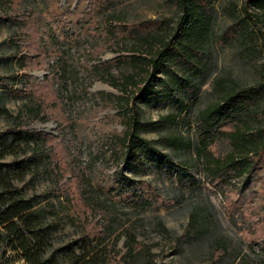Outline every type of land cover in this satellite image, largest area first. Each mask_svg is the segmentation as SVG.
<instances>
[{
    "label": "rangeland",
    "instance_id": "1",
    "mask_svg": "<svg viewBox=\"0 0 264 264\" xmlns=\"http://www.w3.org/2000/svg\"><path fill=\"white\" fill-rule=\"evenodd\" d=\"M184 2L0 0V95L23 127L13 132L18 122L0 117V131L10 140L34 131L51 136L50 157L16 185L48 210H71L72 220L51 232L57 255L85 245L84 224L94 232L111 225L120 235L113 264L126 255V232L138 243L130 264H264V151L243 177L214 179L196 157L205 135L202 113L218 100L217 79L251 88L264 75V11L248 0H191L209 25L205 38L188 40L194 17ZM243 6L247 23L230 16L231 8ZM246 29L254 34L248 45L241 38ZM158 55L156 70L131 61ZM127 75L137 84L125 89ZM148 82L152 96L142 92ZM248 96L256 111L251 133L261 129L264 136V87ZM222 114L210 150L224 157L234 151L231 135L242 116L227 106ZM135 115L142 123L159 122L140 135L160 154L130 157L120 139ZM169 136L185 142L171 144ZM163 155L189 166L194 181ZM16 163L3 161L9 169ZM197 209L214 218L203 236L189 233ZM216 241L226 249L219 251ZM0 264L27 263L0 245Z\"/></svg>",
    "mask_w": 264,
    "mask_h": 264
},
{
    "label": "trees",
    "instance_id": "2",
    "mask_svg": "<svg viewBox=\"0 0 264 264\" xmlns=\"http://www.w3.org/2000/svg\"><path fill=\"white\" fill-rule=\"evenodd\" d=\"M9 1L13 2V0ZM190 1L185 0L184 7L186 11L193 14L194 22L186 30V37L188 40H200L205 38L209 23L205 19V14L199 13ZM248 1L264 11V0ZM230 16L232 19L234 18L233 20H236L238 16L240 18L238 19L244 23H247V19H249L246 6H243L241 11L231 8ZM253 35L252 29H246L241 34V38L248 45ZM25 60L27 59L25 58ZM25 60L21 57V62H23L20 66L21 70L29 67ZM131 61L140 66L141 70L150 66L156 70L161 65L162 59L159 55L156 56V59L134 56L131 57ZM123 84L127 89L128 86L137 83L133 75H127L124 77ZM262 87H264V75L255 87L251 88L239 85L226 87L222 79H217L215 89L218 92V100L202 113L205 135H202L196 147V157L198 161H201L210 177L220 179L229 173L243 177L253 172L255 168L253 159L259 157L260 153L264 151V136L261 129L251 133L250 121L256 111L251 108L248 94ZM142 92H145L147 96L155 94L153 84L148 82ZM1 99L0 95V117L18 122L11 131H22L20 115L13 116ZM224 106L233 112H239L242 117L239 119L241 126L231 135L234 151L221 157L216 156L210 147L216 141L217 135H214V126L223 119L222 109ZM158 124L159 122L142 123L137 115L129 117L127 130L121 135L120 141L126 146L131 158L137 160L140 158L138 152L144 151L160 154L159 150L153 146V141L142 138L140 135L145 128H155ZM31 134L16 136L10 140L7 132L0 131V245L19 253L27 264H113L111 254L119 242L120 235H115L111 225L103 227L101 231L94 232L93 229L86 228L84 224L82 234L85 245L79 251L68 249L61 255L55 253L51 232L65 219L72 220L73 215L68 207L56 210H48L46 206L42 207L37 197H26L25 193L16 185V182H21L32 172L40 170L44 161L50 157L47 145L51 136L37 131ZM166 139L171 144L185 142L183 136H169ZM8 157L17 160L14 169H9L3 164V161ZM21 157L29 160L28 165H23L19 161ZM163 157L168 165L177 168L186 178L194 181V177L189 172V166L183 164L178 167L168 156L163 155ZM213 220L214 218L209 213L203 214L198 209L194 210L190 216L189 233L193 236L205 235L213 228ZM124 234L126 236L124 245L127 251L122 263L119 264H130L138 254V243L134 233L126 232ZM216 242L219 251L222 250L223 242ZM224 249L226 248L224 247Z\"/></svg>",
    "mask_w": 264,
    "mask_h": 264
}]
</instances>
